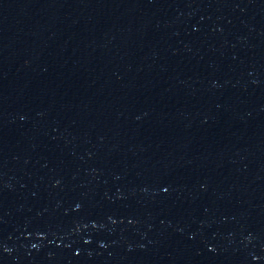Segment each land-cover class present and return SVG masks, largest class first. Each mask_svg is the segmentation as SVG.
Listing matches in <instances>:
<instances>
[{
  "label": "water",
  "instance_id": "water-1",
  "mask_svg": "<svg viewBox=\"0 0 264 264\" xmlns=\"http://www.w3.org/2000/svg\"><path fill=\"white\" fill-rule=\"evenodd\" d=\"M0 264H264V0H0Z\"/></svg>",
  "mask_w": 264,
  "mask_h": 264
}]
</instances>
